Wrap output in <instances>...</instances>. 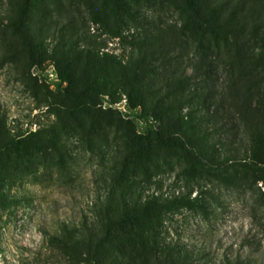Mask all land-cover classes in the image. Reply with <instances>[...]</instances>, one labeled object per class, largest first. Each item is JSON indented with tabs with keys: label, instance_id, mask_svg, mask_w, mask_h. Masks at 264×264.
I'll return each mask as SVG.
<instances>
[{
	"label": "trees",
	"instance_id": "1",
	"mask_svg": "<svg viewBox=\"0 0 264 264\" xmlns=\"http://www.w3.org/2000/svg\"><path fill=\"white\" fill-rule=\"evenodd\" d=\"M44 7L43 0H19L15 9L11 25L27 48L34 46L27 30L30 10ZM101 8L120 26L112 29L106 16L95 22L132 49L123 63L100 56L84 36L64 41L61 35L52 49L68 84L59 96L61 126L73 134L114 127L124 163L130 160L147 176L175 159L186 175L211 172L237 187L264 182V46L259 44L264 30L256 22L258 15L263 19L264 0H101ZM145 8L178 14L179 20L162 22L160 16L161 23H153ZM40 51L47 52L43 42ZM104 95L114 100L125 95L149 128L140 133L117 112L97 108ZM3 131L0 121V149L17 148ZM46 134L48 142L57 140L54 126ZM243 137L251 143L241 158ZM123 172L110 179L94 205V220L79 227L63 224L64 238H52L83 264H199L200 253L167 238L165 220L182 207L204 208L201 201L190 195L144 196L139 175L130 179ZM146 179L151 182L152 176Z\"/></svg>",
	"mask_w": 264,
	"mask_h": 264
},
{
	"label": "rangeland",
	"instance_id": "2",
	"mask_svg": "<svg viewBox=\"0 0 264 264\" xmlns=\"http://www.w3.org/2000/svg\"><path fill=\"white\" fill-rule=\"evenodd\" d=\"M43 1L44 12L30 10L27 30L34 46L27 48L11 25L19 0H0V121L5 136L18 145L0 149V264H83L52 237L64 238L63 224L79 227L94 220V205L122 168L127 178L139 175L144 196L190 195L201 201L204 208L182 207L165 220L167 238L200 253L199 264H264L263 181L230 186L211 172L186 175L175 159H169L156 176L153 172L147 176L130 160L124 163V145L114 127L73 134L61 126L59 99L68 84L52 53L61 35L64 41L84 36L94 42L92 49L100 56H115L123 63L132 47L95 22L98 15L106 16L112 29L120 26L110 10L108 14L102 10L101 0ZM147 13L153 23L160 22V16L162 22L179 20L178 14L170 17L153 9ZM260 18L256 16V22L264 30V16ZM42 42L45 54L40 51ZM259 44L264 46L263 41ZM97 108L117 112L140 133L149 128L139 118L140 108H133L125 95L118 100L101 96ZM52 126L57 140L48 142L46 132ZM239 143L244 158L251 141L243 137ZM248 163L254 168L255 162Z\"/></svg>",
	"mask_w": 264,
	"mask_h": 264
}]
</instances>
